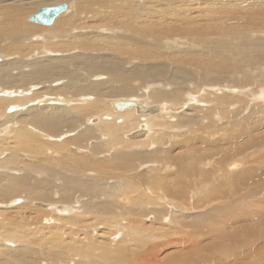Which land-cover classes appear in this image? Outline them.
Segmentation results:
<instances>
[{
    "label": "bare ground",
    "instance_id": "1",
    "mask_svg": "<svg viewBox=\"0 0 264 264\" xmlns=\"http://www.w3.org/2000/svg\"><path fill=\"white\" fill-rule=\"evenodd\" d=\"M60 2H63L61 4H65L67 8L65 12L55 18V22H53L55 24H51L53 27L51 25L46 26L30 22L29 17L31 15L27 18L26 21L29 23L41 26V30H37L44 31V34L47 35L45 37L43 36L44 38L47 37V39L50 40H58L57 43L46 42L47 39L43 41H41V39L36 42V40L33 39L37 33L35 28H33L32 24L22 23V18L36 5H45L44 7H47L46 5L57 6L61 5L58 4ZM65 2L70 3L68 5ZM151 2L154 6H150L149 1L142 2L141 0H0V53L3 55L5 54V59H7L9 55L16 56L14 59L12 58L13 60L5 61L0 55V128H5V135L3 134V131H0V156L3 155L4 152H8L7 159L0 160V165H7L9 166L7 167L8 169L21 167L25 169L28 166H35V164H30L29 162L36 160V163H38L37 165H39V167L42 166L44 170L43 174L48 178L43 181H38L36 179L37 177L32 174L19 177L16 176V174L0 173V203L3 207L11 198L25 194L27 195V202L25 204H22L23 201L19 203L22 205L12 204V202L15 201L12 200L10 203L8 202L6 205L7 207L5 208L9 209L17 205L19 206L13 208H23L22 206H31L34 201L53 202V204L62 203L64 204L63 207L49 205L42 206L40 203H35L34 205L47 210L50 209L49 211L54 209L57 210L61 215H64L59 217L61 220L67 218L66 216H69L67 232L60 229L59 233L61 232V234L53 239L45 238L49 233H45L44 229L31 232V228L29 227L32 224L19 225L21 229L20 233L3 234V240L5 242L7 240L20 241V246L24 248L16 253L3 251V248L0 250V264H26L25 262L29 259L27 257H29L30 250H34L32 247L37 244H41L39 245L40 249H45V247L49 248L48 245L58 246L59 249L57 248V251H59V253L57 252V255L62 254V252L69 255L63 256L62 254L61 256L63 258L60 257L61 259L59 258L54 261L56 264H100L96 259L98 252H102L105 256L104 259H101L102 264H120L119 261L123 260L126 250L130 252L131 255L133 254L135 264H145L148 256H151L153 259H158L159 253H162L161 251L167 246L171 247L176 245L181 248L187 243L190 244V240L185 241L186 238L184 239L181 233L183 232L182 230L184 227H191L189 225L191 224L190 218L196 210L201 209L202 214H196L194 215V218H204L209 216L211 218V215L216 214L219 216L221 212H224V210H222L223 208L220 206L215 208H211V206L208 207L210 204L204 207H201V205L195 207L194 201L191 200L193 199V195L195 193L197 194L202 186L208 188L205 193L212 192L209 195H212L213 193L216 195L221 194L218 202H223V204L228 201V198L226 199L225 197V192H228L229 188L233 191L239 189H237L236 184H234L236 182H233L232 184L234 177H230L232 180H229L228 177V180L230 181H228V183L226 182L228 185H223L224 182L222 183V180L226 177V173H224L225 169L227 168L228 170L229 165L234 161H227L228 163L224 162L223 164L220 162V164L218 163L219 165L214 164L213 162V164H210L209 160L213 155V152L211 155L210 151L211 156H209V158L207 156L208 160L204 158V156V159L202 158L201 155L203 153L194 155L188 152L191 151L189 150V147L198 139L200 143L202 139L208 138V140L201 142L205 145H209L213 142L210 141L211 136H213L217 138L214 140V142H217L213 144L223 145L225 143V139L222 138L224 135L221 136L218 134V136L221 137L216 136V132H223L222 128H225L224 123L219 124L218 126V123H220L218 122L216 126L215 122L211 121V118L214 121L213 117H215L219 109H221V103L223 102H207L211 103V107L206 103L208 107L204 108L198 105L200 104V101L198 102L194 97L192 98L190 96L186 98L187 102L175 101L177 97L173 96L171 92H165L164 88L166 84H163L164 86L162 85V87L161 85H156L154 87H150V85L148 86L151 82H160L162 80L163 83L165 82L164 75L160 69L161 67L164 68L165 66H168L167 64L164 65L162 62L163 65H158L159 67L155 66L157 68L155 70L147 69L145 72L137 74L138 71H136V69L135 71L130 69V63L134 61V59H137V61L141 60L142 63H144L143 61L148 59L143 53V47L145 49L146 44L148 45L150 42L154 41L156 42V45L159 44L164 46L162 44V38L180 33L187 36L185 43L187 47L184 46L185 48H190L193 42L202 45L201 51L205 54L204 59L201 60V63H196L199 53H195L192 48L185 51L183 50L184 48L181 49L179 44H177L179 52L174 55V60H171L172 56L169 59H165L160 55V58L163 61L166 63H170L171 61L170 65L178 68H182L183 64L184 66L194 64L193 68H201V72L205 74L209 71L216 70L218 74L225 73L227 75V72L231 71L232 67H234V64H231L227 59L228 56L241 50L249 51L250 56V54L253 52L255 53L258 48L257 39H250L252 34L248 33L262 30V25L258 22L257 17L255 16L257 14L255 4L236 7L234 10L230 11V13L228 12V14L231 15L229 22L234 26V30L230 33H224L221 31L215 33L207 24L198 26V20L191 17L192 13H195L194 16H206L205 14L208 12L205 7L198 6V4L195 3V0H164L163 4H160L159 0H151ZM159 6H164L168 9L160 10ZM180 7L185 8V13L179 12ZM40 8L37 9L36 13ZM68 8L70 11H67ZM258 11L262 10L258 8ZM64 13L66 14L63 15ZM62 15L63 17L60 18ZM181 15L184 16L180 17ZM213 38L217 39L212 40ZM5 39L10 40L11 45L3 48L4 46H2V44ZM229 43H233V45L228 46ZM135 46H141L142 48L140 47L139 49L138 47L135 49ZM227 47L229 48L228 52ZM162 48L166 49L167 47ZM56 52L61 55L58 56L55 54ZM100 53L105 54L106 59L104 61L100 60V56V59L97 60V56L98 54L100 55ZM254 53L251 57H254L256 54ZM257 53L259 55L263 53V50L262 52ZM151 54L153 53L151 52ZM27 56L29 57L28 60ZM152 56L153 55H151L150 58ZM154 56L155 58L151 61L161 60L157 54ZM212 56L221 59L219 60V65L215 66L211 64L212 61L210 58H212ZM254 58H257V56ZM246 62L248 63L249 61L246 60ZM244 68H246V66H240L239 69L244 71ZM102 77L105 79H101ZM181 78L182 76L178 75L176 76V79L173 78L171 81L180 82L183 80V78ZM219 78L222 79L220 86L223 85L226 89L223 88L222 90H219L220 92L218 94L215 93L213 98L217 97L222 100V95H225V91L234 87L232 84L234 81H230L227 76L225 78ZM203 79V82L200 84L199 81H197L194 84L195 87H199L200 91L203 92V89L205 88L203 85H206L215 91L216 87L210 85L208 81L205 80L206 77L204 80ZM63 81H65V83L62 84ZM196 84H198V86ZM31 86H33V88ZM141 87L143 88L141 89ZM29 88H32L31 91L28 90ZM234 90L235 89L233 88L231 91L235 92L233 95L226 93L228 95L226 97L227 102L225 103L231 105L230 108L237 105V109L231 111L235 113V119L242 117L243 113L241 110L245 108L248 109L249 106L252 108L250 112L251 114L257 115L258 113L260 114L261 112H264V106L259 107L260 105H264V102L262 101V91L257 94L251 93L249 95L251 99H246L245 96L247 93H242L243 91L241 90ZM17 93H21V95H24L25 97L15 98L14 95L18 96ZM184 95L186 94L184 93ZM239 95L246 100H237ZM89 96H91L90 99ZM193 100L196 101L194 105L190 104ZM207 100H209V98H207ZM257 100H261V102H256ZM129 101H132L135 104L137 103L145 109L158 108V110L155 112L141 113L138 112L136 108L130 107L120 111L113 105L115 102ZM186 103L188 106L187 111L184 114L183 112L180 114L182 108L179 107ZM10 105H15L16 109L12 108V111H9L11 110L9 109ZM252 106L256 108L253 109ZM101 107H103L102 110ZM134 110L136 114L134 113ZM100 114H109V116H102ZM95 116H99V120H91ZM160 116H163V118L158 119ZM223 116L224 115L221 114L220 118L224 119ZM259 116H261V114ZM173 117H176V120H173ZM250 117L251 115L243 117L246 119L245 122L248 121L246 122L248 124H252L250 122L252 117ZM195 118L198 120H196V122H199V126L203 128V130L195 128V130L198 129V131H195L194 133L198 134V136H196L195 139L188 137L184 140L182 138V140L173 142L170 146L169 141L174 140L171 139V136L181 137L182 135V132H177L178 130H176V128H179H175V126L178 124L182 127L181 122L183 120L186 122H192ZM261 118L262 117H260V119ZM166 119L169 121L170 126H163L162 130H170L173 133L176 130V133L174 135L173 133H166L165 135L154 134L155 127L162 125V123L164 125ZM241 120L244 121V119ZM205 121H207V123H204ZM255 122L257 123V121ZM260 122H262V126L263 120L258 121V123ZM243 124L247 125L244 122ZM190 125H188V127ZM254 126H256V124H253V126L249 128L244 127L246 131L245 129L243 131L246 133L241 131L240 136L244 137L243 135L247 133L248 135H252L249 133L256 130ZM257 126H260V124ZM188 127L187 129H189ZM196 127H198V125H196ZM252 127H254V129ZM215 129H219V131ZM131 130L136 131L126 135V133ZM150 130H153L154 132L151 136L149 135ZM140 131L144 132L146 136L143 138L137 137L136 134ZM184 131H186V129ZM224 132L226 133L227 131L224 129ZM67 134L68 136L65 137ZM1 135L4 136L1 137ZM54 140H58L59 142H54ZM89 140H94L97 145L91 147L88 145ZM257 140H259L258 137ZM168 145L170 148H166ZM80 147L85 151L82 152L80 151L81 149L77 150ZM179 148L185 150L187 153L185 154V151H180L183 153H180V155L175 154L174 151H177ZM69 150H72L75 154L76 152L77 154H81L82 157H77L79 159L81 158L80 161L77 160L76 156L68 154L67 161L70 162V165H68V162L64 163L61 157ZM97 155L103 156V159L105 160L110 157L117 159L120 162L117 164L120 165L122 163V166L128 164L132 159H138V161L142 162L140 164L149 162V165L147 166L151 165L150 167H152V170H150V173L138 171L143 169L142 166L140 167L141 169L138 168V166H134L133 169H131L130 166V168L126 169V165L125 170H123L121 174L119 172L121 180L117 179L118 177H113L111 179L119 181L118 183L113 182L115 183V190L120 192L119 195H116V193L113 196V194L110 193L113 198H118L115 202L116 205L122 206L123 203L121 201H123L126 202L130 210L134 207L131 211L129 210V212H127V215H122L120 211L121 216H116L117 211L119 210L114 211V216L113 214L110 215L108 212H106V214H103V211L98 212V202L95 199H97L96 197H100V192H103L106 189V186L103 187L100 183L104 184V181H109V183H111V180L106 177L104 180L99 181L96 177L85 174L86 172H72L68 171L69 168L65 167L72 166L73 164L72 167L77 168L74 165H82V163H85L86 159H84V157L88 158ZM117 160L116 162H118ZM201 162H205L206 165L208 163V168L207 166L204 168L205 164ZM195 163L197 165H195ZM199 163L201 164L200 166ZM63 164H65V166H63ZM117 164L115 163L116 167ZM209 166L211 168H209ZM217 166H221L220 168L223 171H220L222 173L220 178L216 177L220 170V168L215 170ZM80 167L81 166H79V168ZM104 167L105 166H103V168ZM164 167H168L169 170L167 171H171V173L173 172L177 175L184 174V182L179 180V183H177L175 178L169 186L166 183L162 185L161 183L163 180H167L164 176L168 175V173L161 172ZM233 167L237 168V165ZM31 168H33V166ZM38 168L36 167V169ZM154 168H156L157 171L154 170ZM112 169H107L106 167L102 172L107 176L108 174L109 176H114L111 174L113 172ZM238 170L240 171L239 168ZM171 173L169 172V174ZM228 174L234 175L239 173L237 171H228ZM141 175L147 176L148 181L146 185L152 189V194L148 192L149 188L144 186V182H141ZM88 176L91 178L86 180V177ZM257 176L259 177V175ZM262 177L260 174L259 179H262ZM216 178H218V182ZM168 179H171V177ZM57 182L61 183V185H58ZM84 182L86 184L88 183V185H86L87 187L84 186ZM159 183L160 187L158 186ZM81 184L86 187L85 190H81ZM214 184H217L218 188H210ZM242 184L243 186H246L245 183ZM170 186L171 188H169ZM109 190L111 192V189ZM79 191H82V193L77 195L76 192ZM56 192H58V196L55 198L53 195ZM129 193H131V195H129ZM133 193H137V197L136 194ZM85 195L88 196L86 197V200H78V198H84ZM102 198L105 199V197ZM184 199L187 200V203L182 201ZM136 201H138L137 203L139 204L134 203ZM101 202L103 203V200ZM79 204L81 207L76 209H81L79 211L80 213L72 215L73 210L71 211V206L75 205L79 207ZM83 204H87L86 211H88V213L86 212L83 214ZM34 205H32L33 208ZM103 205L106 206L105 203ZM122 208L120 210H122ZM136 208H138V211ZM152 214H155L156 222L146 224L145 218ZM257 215H259V213ZM139 216L143 218H140ZM223 216L221 217L223 218ZM117 217H119V219ZM165 217L168 219L169 223H163ZM194 218L192 217V220H194ZM98 219H101L103 224L102 226L100 225V227L98 226L99 224L96 226L93 224L98 221ZM179 219L182 221H179L180 223L176 227L177 229L173 228L175 227V222ZM122 220H125L126 223ZM174 220L177 221L174 222ZM196 220L198 222L199 219ZM213 221H215V219ZM209 222H211V220ZM69 224H77V226L74 227L76 230L72 231V227H70V229ZM156 224L160 225V227L163 228V231L164 228L172 225L171 229L167 228L165 232L172 235L176 234L174 240L165 244H158L149 247L147 239L151 235L150 230L155 228L157 226ZM33 225L36 226L35 224ZM81 225H83V227H81ZM201 225H203V222ZM208 225L209 224H207V226ZM84 228H91V230L94 231L93 233H96V235L93 234L94 238L90 236V232L84 233V231H86ZM81 231H83V235H80ZM118 232H122L123 237L126 235V238H123L121 241L112 245L109 242L108 237ZM195 233H197V231ZM199 233H197V238L201 236ZM31 234L38 235L41 238L37 240V242L35 241L36 243H33V241L29 239ZM172 235L170 237H172ZM62 236L63 238L64 236L67 238L62 240ZM223 237L227 239L226 235ZM243 238L244 237H242V239ZM104 241L107 242H105L107 245ZM132 243H135V245L131 246ZM114 245L119 247L118 252H114V249L116 248ZM54 246L52 248H54ZM61 246L63 247L60 250ZM5 247L7 248V246ZM183 249H180V251L184 252ZM211 249H213V247ZM54 252L56 253V251ZM178 255L176 256L178 257Z\"/></svg>",
    "mask_w": 264,
    "mask_h": 264
},
{
    "label": "rangeland",
    "instance_id": "2",
    "mask_svg": "<svg viewBox=\"0 0 264 264\" xmlns=\"http://www.w3.org/2000/svg\"><path fill=\"white\" fill-rule=\"evenodd\" d=\"M141 1L142 2L149 1L150 2V6H154L152 4L151 0H141ZM174 1H177V0H174ZM159 2H160V4H163L164 0H159ZM61 3H63V2H60L58 4H61ZM65 3H67L69 5L70 2H65ZM195 3L198 4V6H200V7H205L208 10V12H207V14H205L206 16H194L195 13H192L191 17H194V18H196L198 20V26H203L204 24H207V25L210 26L211 30H213L215 33H219L220 31L224 32V33L225 32H229L230 33V32H232L234 30V26L231 24V22H229L231 15H229L228 12L230 13V11L234 10L236 7H243V6H246V5L255 4V10L257 11V14L255 16L257 17L258 22L262 25V30L261 31H256V32H248V31H245V32H248V33L252 34V37L250 39H257V42H258V46L257 47L258 48L256 49V51L257 52H262V50H263V53L258 55V53L255 51V53L257 54L256 55L253 52L255 54L254 57L257 56V58H254V57H251V56H253V53L251 52L252 54H250V56H249L250 52L246 51V50L245 51L241 50L239 52H234L233 55H230L227 58L231 64H234L233 65L234 67H232L231 71L227 72V75L225 73L218 74V72H216V70L209 71L207 74H205V73L201 72L202 71L201 68H199V69H196L195 67L193 68L194 64L193 65H189V66H184V64H183L182 68H178V67H175L173 65H172L173 66L172 67L170 65L171 61H170V63L168 61H167L168 63H166L160 57L163 56L165 59H169L172 56L171 60H174V55H176L179 52L177 44H179L181 49L184 48L183 50H185V51H188V50H190L192 48V50L195 53H199V56L197 58L198 59L200 58V59L199 60L197 59L196 63H198V62L201 63V60H203L204 57H205V54L202 53V51H201V47H202L201 44H195L193 42L190 48H185L184 46H186L185 43H186V40H187L186 39L187 36L183 35V34H180V33H176L174 35H170V36H167V37H164V38L161 39L162 40V44L164 46H161L159 44L156 45V42H154V41L150 42V44H148V45L146 44V48L144 49V47H143V53L145 54V56L149 60L146 59V60L143 61L144 63H142L141 60L137 61V59L136 60L134 59V61H132L130 63L131 64L130 69L133 70V71H135V69H136V71H138L137 74H139V73L145 72L147 69L155 70V69H157L155 66H158V65L161 66V65H163V63H164V65L167 64L168 66H165L164 68L161 67V69H160V71L164 75V78H165L164 81L165 82L163 83V80L160 81V82H151V83L148 84V86L150 85V87H154L156 85H161V87H162L163 84L164 85L166 84L165 88H164L165 92H171L173 96L177 97L175 101L187 102L186 98L188 96H190L192 98L194 97V99L196 101H198V102L200 101V104H198V105H200L201 107H204V108L208 107L207 104L211 107V103H207V102H211V101L212 102H223V103H221V105H222L220 107L221 109H219V111L217 112L215 117H213L214 121L212 120V118H211V121L215 122L216 126H217L218 122H220V123H218V126H219V124H223L224 123L225 128H222L223 132L222 131L220 132L219 129H215V130L219 131V132H216V136H218V134H220L221 136L224 135V137L222 136V138L225 139L224 140L225 143L223 145L213 144V143L217 142V141L214 142V140H216L217 138L213 137V136H211V138H210V141H213V142L210 143L212 145H210V144L209 145H205L204 143L201 142V141H204V140H208V138H205V139H202V140L200 139L201 140L200 143H199V139H198V140H195V143L193 142V144L189 147V150H191V151H188V152H190L191 154H194V155H197L199 153L200 154L203 153L201 155L202 158L204 156V158H206L207 160H208L209 156L212 155V152H213V155L210 158L211 161L209 160L210 164L214 163V164L219 165L220 162L223 164L224 162L228 163L229 161H234L233 163H231L229 165L228 170H227V168L225 169L224 173H226L225 174L226 177L222 180V183L224 182L223 185H226L229 180H232L230 177H234L233 178L234 181H232V184H233V182H236L234 184H236V188L237 189L239 188V189L237 191L236 190L233 191V190H231L229 188V191L225 192V197H226V199L228 198V201H226V203L223 204V202L222 203L218 202L220 197H221V194H217L218 196L215 193H213L212 195H209L212 192L205 193L208 188H204L205 186H202L203 188L201 187L200 191L197 194L195 193L193 195V199L191 201H194L195 207H197L198 205H201V207H204V206H207L208 204H210V205H208V207L211 206V208H215V207H218V206L222 207L223 208L222 210H224V212H221L222 215L220 213V215H219L220 218L216 214L215 215H211V218L214 217L213 219H211L210 216L209 217H204V218L203 217L194 218V215L202 214L201 209L196 210L194 212V214L190 218L191 219L190 220L191 224H189V225L191 227H184L185 230L183 229L182 230L183 232L181 231L182 232L181 233L182 237L184 239L186 238L185 241H189L190 240V244L187 243L186 245H183L184 247L182 246L181 248H179L176 245H173L171 247L167 246L161 251L162 253H159V257H158L159 260L155 259V258L153 259V258H151V256H148L149 258L147 257V261H146L145 264H264V229H263L264 228V209H263L264 208V180H263L264 179V139H263L264 138V127H263V125H264V116H262V115H264L263 114L264 112L260 113L261 116H259L260 115L259 113H258L259 115L258 114L257 115L256 114L255 115L251 114L250 112H251L252 108L249 106L248 109L245 108V109L241 110V112L243 113L242 117L235 119L234 118L235 113H233L231 111L236 110L237 109V105L232 104V105H235V106H233V108H230L231 105H227L225 103V102H227L226 97L228 95L226 93H229L230 95H233V93L235 94V92H231L233 88L235 90H237V91L238 90L243 91L242 93H247L246 96L244 95L246 99H251V97L249 96L251 93L257 94L258 92L260 93V91H262L263 92L262 101L264 102V12H263V10H264V0H195ZM53 5H55V4H53ZM44 6L43 5H40V6L36 5L33 9H31V11L27 15H25L26 17L24 16L22 18L21 22L28 24L29 22L26 21L27 18L30 15L36 13L38 8L44 7ZM46 6H49V5H46ZM258 8H260L262 11H258ZM159 9L160 10H167L168 8L164 7V6H159ZM184 9H185L184 7H180L179 12L185 13ZM67 11H70V9L68 8ZM66 13H64L63 15H65ZM63 15L60 18H62ZM182 16H184V15H181L180 17H182ZM29 24H32L33 28H35V31L37 32L35 34L34 38H33L34 40H36V42L40 41L41 39H42L41 41L47 39V37L44 38L45 36H47V35L44 34V31H40L41 30L40 29V27H41L40 25L36 26V25H33V23H29ZM54 24L55 23H53V25ZM53 25H51V26L53 27ZM52 27H48V28H52ZM37 29H40V30H37ZM44 29H47V28H44ZM216 39L217 38H213L212 40H216ZM219 39H221V38H219ZM46 42L57 43L58 40H56V39L55 40L54 39L53 40L47 39ZM10 45H11V41L10 40L5 39L3 41V44H2V46H4L3 48H5L6 46H10ZM230 45H233V43H229L228 44V46H230ZM157 46H160V47H157ZM138 47L140 49L141 46H138ZM138 47L135 46V49L138 48ZM162 47H164V48L167 47V48L163 49ZM228 50H229V48L227 49V52H228ZM151 52L153 54H151ZM55 54H57L58 56L61 55V54H59L57 52ZM103 54L104 53H100V55L98 54L97 60H99L101 58L100 60L104 61L106 59V57H105V54L104 55ZM156 54L161 60H159V61L158 60L151 61L153 58H155L154 55H156ZM0 55L3 57V59L5 61L6 60H13L16 57L15 55H12V56L9 55L7 57V59H5V54L3 55V54L0 53ZM149 55L150 56L153 55V56L150 58ZM227 55H228V53H227ZM99 56H100V58H99ZM28 58L29 57L27 56V60H28ZM210 60L212 61L211 64L217 66V65H219V63H220L219 60H221V59H217V58H214V56H212V58H210ZM246 60L249 61V62L247 63ZM158 62H160V63H158ZM239 62L240 63L242 62V63L240 64ZM115 66H119V65H115ZM240 66H246V68H244V71L241 70L242 68L239 69ZM178 75L182 76V78H183L182 81H180V82L171 81V79H173V78L176 79V76H178ZM226 76L229 78L230 81H234V83H232L234 87L232 89H229L228 91H225V95H222V100H220L217 97L213 98L215 93L218 94L220 92L219 90H222L223 88H225V86H223V85L220 86V83H222V79L219 78V77L225 78ZM203 77H204V79L206 77L205 80L208 81V83L210 85L216 87L215 91H213V89H211V87L206 86V85H203V86H205V88L203 89V92L200 91L199 87H195L194 84L197 81H199V84L201 82H203L202 81ZM101 79H105V78L102 77ZM63 83H65V81H63L62 84ZM196 85L198 86V84H196ZM31 87L33 88V86H31ZM217 87H219V88H217ZM38 88L40 89L39 86H38ZM142 88L143 87H141V89ZM31 89L29 88L28 90L31 91ZM183 92L186 95H184ZM195 92H197V93H195ZM17 94H18V96L14 95L15 98L25 97L24 95H21V93H17ZM240 96L241 95H239V98H237V100H241V101L246 100L245 98H243L242 96L240 97ZM90 98H91V96H89V99ZM207 98H209V100H207ZM122 100H132V99H122ZM195 100L191 101L192 103L190 102V104L194 105L195 102H196ZM258 101L261 102V100H257L256 102H258ZM233 102H236V101H233ZM86 103H88V102H86ZM263 106L264 105H260L259 107H263ZM11 108L16 109V106L15 105H10L9 109H11ZM17 108H19V107H17ZM179 108H182L180 110V114H182L181 112H183V114H184L187 111V108H188L187 103L185 105L184 104L181 105ZM255 108L256 107H253V109H255ZM102 109H103V107H101V110ZM134 113L136 114L135 110H134ZM221 114L224 115L223 116L224 119L220 118ZM100 115L109 116V114H100ZM157 115H159V114H157ZM232 115H233V117H232ZM247 115L248 116L251 115L252 118L250 117L251 118L250 122L252 124L246 123L248 121L245 122L246 119L243 118V117H245V116L248 117ZM254 117H257V118H254ZM260 117H262V118L260 119ZM162 118H163V116H160L158 119H162ZM93 119H98L99 120V116H95L91 120H93ZM241 119H244V121L241 120ZM173 120H176V117H173ZM196 120H197L196 118L192 122H190V121L186 122V121L183 120L184 122L183 121L181 122L182 127L177 124V126H175V128L176 127H178L179 129L181 128L180 130L176 128V130H178L177 132H179V133L182 132L181 133L182 135H181V137H179V136H175V137L173 136L172 137L171 136V139H174V140H170L169 141L170 142L169 145L172 144L173 142H177V141L182 140V138L184 140H186L188 137H191V138L195 139L196 136H198V134H195L194 132L198 131V129L203 130V128L201 126H199V122H196ZM216 120H217V122H216ZM229 120H230V122H229ZM262 120H263V124L261 126L262 122L258 123V121H262ZM255 121H257V123ZM243 122L245 124H247V125H244ZM189 123L192 124L193 126L190 125ZM204 123H207V121H205ZM195 124L198 125V127H196ZM253 124H256V126L260 124V126H261V127L260 126H257V127L254 126L256 130H254V132L250 131L251 133H249V134H252L254 136L248 135V133L244 134L243 135L244 137L240 136L241 131H243L245 129L244 127L249 128V127L253 126ZM142 125H144V124H142ZM188 125H190V126L188 127ZM163 126L164 127L170 126V123H169V121L167 119L165 120V124L164 125L162 123V125H160L158 127H155V129H154L155 133L153 132V130H150V134L149 135L151 136L152 133H154L156 135H163V134L165 135L166 133H168V134L173 133L170 130L169 131L162 130ZM229 126H230V128H229ZM187 127L189 129H187ZM254 127H252V128L254 129ZM159 128H161V129H159ZM195 128H198V129L195 130ZM185 129H186V131H184ZM224 129H225V131H227L226 133L224 132ZM136 130H133V131L131 130V131L127 132L126 135L131 133V132H134ZM176 130L174 131L173 135L176 133ZM229 130L230 131L232 130L233 132L231 131V133H230ZM0 131H3V134L5 135V128H0ZM245 131H246V129H245ZM245 131H243V132H245ZM247 132H249V131H247ZM179 133H177V134H179ZM258 134H259V136H258ZM3 136L1 135V137H3ZM67 136H68V134L65 137H67ZM221 136H218V137H221ZM256 136L259 138L260 141L257 140ZM204 137H207V136H204ZM249 141L252 142V143H250ZM54 142H59V141L58 140H54ZM88 145L93 147V146H95L97 144L95 143L94 140H89ZM169 145L166 146V148H170ZM213 147H214V149H213ZM80 149H81V147L78 148L77 150H80ZM80 151L84 152L85 150L81 149ZM180 151H185V150H181L179 148V149H177V151H174V153L180 155V153H183V152H180ZM210 151H211V155H210ZM220 151H221V153H220ZM186 153L187 152L185 151V154ZM68 154H72V155L76 156V158L77 157H82L81 154H77V152L75 154L72 150H69V151L66 152L65 155H62V157H61V159H62V161H64V163L68 162L67 161ZM178 155H177V157H178ZM207 156H208V158H207ZM7 157H8V152H4L3 155L0 156V160L7 159ZM80 159L77 158V160H79V161H80ZM84 159H86V161H85V163H82V165H74L77 168L72 167L73 164H72V166H65V164H63V166L69 168L68 171L78 172V173L86 172L85 174L92 175V176L96 177L97 179H99V181L100 180H104L106 177L109 180H111L113 177L114 178L118 177L117 179H120L121 175H119V172L121 174V172L123 170H125L126 165H127L126 169L130 168V166H131V169H133L134 166H138V168H140L142 166L143 169L140 168L141 170H138V171H141V172L144 171L146 173H150L151 172L150 170H152L151 169L152 167H150L151 165L147 166V165H149V162L140 164L142 162L138 161V159H132L131 161L128 162V164H124V166H122L123 165L122 163L120 165L117 164V163H120L117 159H113V158L110 157V158H107V160H105V159H103V156H101V155L88 157V158L84 157ZM203 159H202V161H203ZM116 160L118 162H116ZM114 161L117 164V167H116ZM36 162H37L36 160H33V162H29L30 164H35V166L32 165L33 168H31L32 166H28L25 169L22 168V167L21 168H16V169H12V168L8 169L7 167H9V166L2 164L3 166L0 165V173L16 174V176H19V177L32 174V175H35V177H37L36 179L38 181H43V180L48 179L43 174L44 170H43L42 166L39 167V165H37L38 163H36ZM69 163L70 162H68V165H70ZM201 163L205 164V162H201ZM114 165H115V168H114ZM144 165L147 168H145ZM195 165H197V164L195 163ZM200 165L201 164L199 163V166ZM236 165H237V168L236 167L234 168L233 166H236ZM79 166H81V167L79 168ZM103 166H105L104 168L107 167V169L114 168V169H112L113 172L111 173L114 176H109V174L107 176L105 173H103L102 172V170L104 169ZM206 166L208 168V163H207V165L206 164L204 165V168ZM36 167L37 168L39 167V168L36 169ZM154 167H156V166H154ZM220 167L217 166L215 168V170L220 168ZM209 168H211V167L209 166ZM238 168L240 169V171L238 170ZM242 169H243V171H242ZM250 169H251V171H250ZM31 170H33V171H31ZM154 170L157 171L156 168H154ZM167 170H169L168 167H164V169H162V171H161V172L166 173V174L168 173V175L164 176V178L167 179V180H163V182L161 183L162 185L166 183L169 186L175 178H176L175 181L177 183H179V180L181 182H184L183 181V180H185L184 179V177H185L184 174L177 175V174H174L173 172L171 173V171H167ZM178 171H179V169H178ZM220 171H222L221 168H220L219 172L217 173L216 177L220 178L222 176V173ZM228 171L229 172L230 171H237L239 174H234V175L228 174ZM169 172L171 174H169ZM254 173H255V175H254ZM215 174H214V177H215ZM251 174H252L253 177L251 176ZM256 174L259 175V177ZM260 174H261V177L263 176L262 179H259L260 178ZM182 175H184V176H182ZM243 175H244V177H243ZM170 177H171V179H168ZM228 177H229V180H228ZM242 177H243V179H242L243 181L241 180ZM88 178H91V177L90 176L86 177V180ZM251 178L254 179V180H252ZM216 179H217V182H218V178H216ZM147 181H148L147 176L141 175V182L142 183L144 182V186H146V187H148L146 185ZM110 182L112 184L109 183V181H104L103 182L104 184H101L99 182L100 185H102L103 187L106 186V189L108 190V192H107L106 189L104 190L105 192L104 191L103 192L98 191V192H100V194H99L100 197H96L97 199H95L98 202V204H97L98 212L99 211H103L104 212L103 214H106V212H108V213H110V215L113 214V216H114V214H115L114 211L119 210V211H117L116 216H118V215L121 216L120 215V211H121L122 215H127V212H129L130 208H128V205L126 204V202L121 201L123 203V205L122 206H117L115 202L118 200V198H113V196L116 193H117L116 195H119V193H120L119 191L117 192L115 190V187H114L115 183H113V182H117L118 183L119 181H116V179H115V180H111ZM57 183H58V185H61V183H59V182H57ZM242 183H245L246 186H243ZM83 184H84V186L88 185V183L86 184L85 182ZM83 184H81V187H82L81 190H85L86 187H87V186L86 187L82 186ZM111 185H112V187H111ZM158 186L160 187V183H159ZM169 188H171V186ZM210 188H218V185L214 184ZM94 189H95V186H94ZM109 189H111V192H110ZM112 191H114L115 193L112 192ZM148 192L150 194L153 193L151 188H149ZM79 193H82V191L76 192L77 195H80ZM110 193L113 194V196ZM133 194H136V197H137V193H133ZM92 195H93V193H92ZM129 195H131V193H129ZM53 196L56 198L58 196V192H56ZM242 196H244V197H242ZM86 197H88V196L85 195L84 198H82V199L78 198V200L79 201L86 200ZM102 197H105V199H103ZM16 199H22V201H23L22 204H25L27 202V195L23 194L21 196L20 195L19 196H15V197L11 198L10 200H8L6 203L8 204V202L10 203L12 200H16ZM177 199H181V198H177ZM102 200H103V203L101 202ZM109 201H110V203L111 202L112 203L110 204ZM182 201L187 203L186 199H184ZM137 202L138 201H136L134 203H137ZM35 203H42V204H47V205L49 204L50 206H62V207L64 205L62 203L53 204V202L34 201L31 204V206L29 205V206H25V207L22 206L23 208H21V207L20 208H13V207H17L19 205H22V204H19L17 206H13V207L7 209V208H5V207H7L6 206L7 204L2 207V205L0 203V250H2L4 248L3 251L16 253L18 251H21L24 248V247L20 246L21 245L20 241L7 240L5 242L3 240V236H2L3 234H6V233L7 234H15L16 232L20 233L21 229H20L19 225H22V224H26V225L32 224L29 227V228H31L30 229L31 232H35L37 230L44 229L45 233H49V234H47V236L45 238H52V239L56 238L58 235L61 234V232L59 233L60 229L62 231L67 232L69 216H66L67 218H64L63 220H61V219H59V217L64 216V215H61L59 212H57V210L54 209L52 211H49L50 209L47 210V209L35 206L34 205ZM104 203H105V205L107 207L103 205ZM114 203H115V205H114ZM137 204H139V203H137ZM32 205H34V208H33ZM131 205H133V204H131ZM80 207H81L80 204H79V207L75 206V205L74 206L72 205L71 206V208H72L71 211L73 210L72 211L73 212L72 215L80 213L79 211L81 209H79V210L76 209V208H80ZM119 207H121V208L123 207L122 210H120L121 208H119ZM86 208H87V204L86 205L83 204V214L86 213V212L88 213V211H86ZM110 208H112V209H110ZM126 208H127V210H126ZM133 208H131V210ZM136 209L138 211V208H136ZM205 209H207V208H205ZM108 210H110V211H108ZM255 211L257 212V214L259 213V215H257ZM154 215L155 214L147 216L145 218V223L147 224V223L156 222ZM215 216H216V218H215ZM221 216H223V218ZM192 217L194 218V220H192ZM117 218L119 219V217H117ZM140 218H143V217H140ZM217 218H219V219H217ZM196 219H199L198 222H197ZM214 219H215V221H213ZM208 220L209 221L211 220V222H209ZM257 220H259V221H257ZM122 221H124V223H126L125 220H122ZM175 221H177V220H174V222ZM179 221L181 222L182 220L179 219L177 221L178 223L175 222V224H174L175 227H173V228L177 229L176 227L180 223ZM201 221L203 222V225H201L202 224ZM96 222L93 223L95 226L97 224H99L98 225L99 227H100V225L101 226L103 225L101 219H98V221H96ZM167 222L169 223L168 219L165 217V221L163 223H167ZM33 224H35L36 226H34ZM77 224H72V225L69 224V228L72 227V231L73 230L75 231L76 228H74V227L77 226ZM196 224L198 225L199 228L197 227ZM199 224H200V226H199ZM207 224H209V225L207 226ZM156 225H155L156 227L153 228L155 230V232H154L153 229H151L150 230V234L151 235L149 237L150 239L149 238L147 239L149 247L155 246V245H158V244H165V243H167L169 241L171 242V241L174 240V236H176V234L172 235L170 233L167 234V232H165V230L167 228L171 229L172 225H169V226H167V228H164V231H163V228L160 227V225H158V224H156ZM257 225H259V226H257ZM81 227H83V225H81ZM213 227H214V229H213ZM77 228H79V227H77ZM95 228H93V229H95ZM205 228H206V230H205ZM85 229H86V231H84V233L85 232H88V233L90 232L92 234V235L90 234V236L94 238L93 234L96 235V233H93L94 231H92L91 228L90 229L88 228L89 230L87 228H84V230ZM196 231H197V233H199V232L201 233L202 232L201 234L199 233V235H201V236L203 235L204 238H203V236L202 237L200 236L199 238H197L198 234L195 233ZM215 231H216V233H215ZM155 233H157V234H155ZM213 234L217 235L218 237L214 236ZM221 234L223 236L226 235L227 239L225 237H223ZM75 235H77V234H75ZM80 235H83V231H81ZM171 235H172V237H170ZM125 236L123 237V233L122 232H118V233H116V234L114 233L113 235L108 237V240L113 245L114 243H117V242L121 241V239L126 238ZM191 237H193V238H191ZM242 237H244V238L242 239ZM40 238H41L40 236L35 235V234H31L29 236V239L32 240L33 243H36L37 240H39ZM62 238H63V236H62ZM64 238H67V237L64 236ZM64 238L62 240H64ZM163 239H166V240H163ZM197 239L200 240V241H198ZM241 239H242V241H241ZM191 240H192V242H191ZM105 242L106 241H104V243ZM39 245H41V244H37V245L33 246L32 248H34V250L31 248L32 250H30L31 252L28 255L29 257H27L29 259L25 262L26 264H56V263H54V261H56L60 257L63 258L61 256L62 254H63V256H69L68 254L63 253V252H62V254H60V255L58 254L57 255V252L59 253V251H57L59 249L58 246L48 245L49 248L45 247V249H40ZM134 245H135V243L131 244V246H134ZM5 246H7V248ZM53 246H54V248H52ZM62 247L63 246L60 247V250L62 249ZM114 247H116L114 249L115 250L114 252H118L119 247H117L116 245H114ZM212 247H213V249H211ZM48 249H50V250H48ZM180 249H183L184 252H181ZM35 250L39 251V252H36ZM54 251H56V253ZM125 253L126 254H124L123 260L119 261L120 264H122V263L123 264H135L134 260H133V258H134L133 254L131 255V253L128 252L127 250L125 251ZM55 254L57 255V257H56ZM128 255H129V257H128ZM176 255H178V257ZM26 256H27V254H26ZM104 257L105 256L103 255L102 252H98L96 259L99 261L100 264H102L101 259H104ZM82 261H84V260H82ZM181 261H182V263H181ZM19 263H21V262H19Z\"/></svg>",
    "mask_w": 264,
    "mask_h": 264
},
{
    "label": "water",
    "instance_id": "3",
    "mask_svg": "<svg viewBox=\"0 0 264 264\" xmlns=\"http://www.w3.org/2000/svg\"><path fill=\"white\" fill-rule=\"evenodd\" d=\"M66 8L67 7L65 4H61V5H57V6L55 5V6L42 7L38 10V12L36 14H33L29 17V21L33 22V23L41 24V25H46V26L51 25L57 16H59L61 13L65 12ZM113 105L120 111L128 109L130 107L136 108L138 110V112H141V113L155 112L156 110H158V108H156V109H154V108L145 109L142 106L138 105L137 103L135 104L132 101L115 102ZM9 111H12V108ZM136 136L143 138L146 135L144 132L140 131L136 134ZM21 202H22V199H16L15 201L12 202V204H19ZM40 204L42 206L47 205V204H42V203H40Z\"/></svg>",
    "mask_w": 264,
    "mask_h": 264
}]
</instances>
